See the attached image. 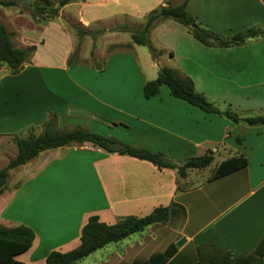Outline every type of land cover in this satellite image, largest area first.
<instances>
[{
  "label": "crops",
  "instance_id": "crops-1",
  "mask_svg": "<svg viewBox=\"0 0 264 264\" xmlns=\"http://www.w3.org/2000/svg\"><path fill=\"white\" fill-rule=\"evenodd\" d=\"M167 2L179 4L182 0H71L62 6L55 0L53 6L59 14L53 19H36L28 8L14 11L12 6L0 7V19L13 33V45L36 46L22 68L0 67V119L4 123L0 145L8 139L15 155L13 135L40 133L42 124L53 114L56 128L63 125L64 130L80 127L96 131L103 127L102 135L160 152L177 164L211 151L214 170L221 161L240 155L247 165L217 179H210L213 172L204 173L206 168L189 170L181 178L176 168H158L147 160L110 153L88 141L44 150L10 170L9 176L15 173L16 178L0 189V216L15 207L14 213L3 216L7 226L23 224L35 233L29 246L14 257L23 264H46L50 252L76 248L90 215L112 224L174 202L185 210L178 235L192 242L195 251L208 243L240 255L252 251L260 241L264 232V124L248 125L206 113L172 97L166 85L160 87L158 95L145 98L142 87L157 76L158 66L170 67L189 77L195 90L221 110L230 108L239 117L264 115V0L187 2L185 10L195 22L221 36L261 29L259 35L231 46L205 45L178 21L159 20L149 38L156 33L163 37L160 44L150 39L160 54L152 58L141 51L145 60L142 73L147 75L138 87L131 88L123 79L98 82L105 74L88 82L85 77H71V72H80L82 63L93 65L92 48L101 70H105L102 65L115 51L143 46L135 44L123 28L142 27L148 13ZM54 21L61 24L57 27ZM75 27L86 33L71 70L67 61L79 40ZM46 31L64 42L52 69L55 75L63 73L66 78H51L54 89L41 74L45 61L38 56ZM86 43L89 54L82 56ZM26 112L32 115L26 123L20 122ZM190 208L206 216L194 223L193 229ZM158 225L164 224L149 225L108 243L77 264L150 261V255L145 254L158 238L151 235Z\"/></svg>",
  "mask_w": 264,
  "mask_h": 264
},
{
  "label": "trees",
  "instance_id": "trees-1",
  "mask_svg": "<svg viewBox=\"0 0 264 264\" xmlns=\"http://www.w3.org/2000/svg\"><path fill=\"white\" fill-rule=\"evenodd\" d=\"M28 1L30 6H32L33 0ZM69 1L71 0H59L58 5L62 6ZM188 1L189 0H182L179 4L167 2L166 5L151 10L142 27H125L123 29L130 33L131 39L135 44L147 46L153 58L157 57L160 51L151 44L149 33L155 24L164 18L174 19L186 26L192 36L205 45L231 46L241 44L247 39L261 33L260 28H247L231 36H221L213 31L202 28L195 22L194 18L186 12L185 7ZM16 4L17 2L15 0H0V7H10ZM33 10V12L40 11L50 16V14H48V9L45 7H33ZM33 17L36 18L34 14ZM193 24H196V26H193ZM74 29L79 35V40L68 58L67 64L69 66H73L77 63L82 41L81 38L82 35L86 33L85 31L77 29V27ZM12 35L13 33L7 31L0 19V67L5 66L9 69H19L22 68L23 64L33 55L36 46L30 45L18 48L12 43ZM90 55L95 67L100 68L101 64L95 58L93 48L91 49ZM162 85L168 87L169 94L172 97L179 98L192 106L200 108L206 113H217L234 121L242 120L248 125L264 124V115L239 117L230 108L221 110L203 94L195 90L193 82L189 77L181 75L176 69L170 67L161 66L158 69L157 76L144 83L142 87L143 96L145 98H150L158 95ZM12 140L17 151L16 154L0 168V189L6 187L10 170L25 164L30 159L36 157L40 152L86 141L110 153L125 154L147 160L158 168H176L178 176L181 178H185L189 170L206 168L213 161L212 152L207 151L202 155L188 157L181 164H177L160 152L129 146L121 143L115 138L107 137L101 133L84 128L76 127L74 129L61 131L55 126V116L53 114H49L48 119L42 124L40 133L35 134L30 132L25 136L14 134ZM246 165L247 160L242 155L228 158L217 165L210 179H217L241 169ZM175 209L182 212L183 217L185 216L183 206L175 202L168 206L156 207L149 214L141 217L134 215L122 217L112 224L100 221L99 216L96 214L90 215L81 229L79 245L64 253L58 251L50 252L46 257V264H67L72 259H76L77 262L94 251L104 247L106 244L118 242L135 232L144 230L145 227L149 225L156 223L165 224L169 220L171 214L175 213ZM34 237V231L26 225H0V264H23L14 257L18 253L24 251L33 241ZM164 255L165 257L169 256V258L172 256V254L169 255L168 253ZM196 256V264H264V232L255 248L248 253L234 255L229 250L219 249L213 244L207 243L196 247ZM143 264H145V262H143Z\"/></svg>",
  "mask_w": 264,
  "mask_h": 264
},
{
  "label": "rangeland",
  "instance_id": "rangeland-1",
  "mask_svg": "<svg viewBox=\"0 0 264 264\" xmlns=\"http://www.w3.org/2000/svg\"><path fill=\"white\" fill-rule=\"evenodd\" d=\"M17 4L15 6H12L10 9L17 11L19 7L23 8H28L33 10V6H30L28 0H15ZM52 1L49 2V6L54 8V1L53 0H48ZM59 1V0H58ZM42 12L40 11H35L34 16H38V18H51L53 19L52 15H47L46 13L42 16ZM35 18V17H34ZM37 19V18H36ZM56 26L58 27V24L60 25V21H54ZM68 28H71V25L73 23L71 21L68 22ZM46 40L44 44L40 47L39 50V57L41 60L45 61V64L41 65V74L44 77L45 81L47 82L48 85H50L53 89L52 81L51 78L55 77H62L63 80L65 81L66 76L64 77V74L60 75H55L56 71L52 69L53 66L57 65L58 60H57V55H58V50H60L64 44V42H58L57 38L58 35L55 36H49L48 32L46 31ZM150 39L153 43H158L160 44L162 42L161 39L163 37H160L158 33L152 34L150 36ZM76 45V43H75ZM94 45V43L92 44ZM81 47V46H80ZM137 50H125V51H115L113 56L108 62H105V64L102 65V67H105L106 69L100 70V68L95 67V65L89 66V64H81L79 65L80 67V72L75 74L74 72H71V77L72 79H76L78 77H85L86 81H92L93 78L96 76L99 77L101 76L100 74H105L103 75L100 81L98 82H120L121 79L125 82V84L130 85L131 88H134V86H137L140 84L141 79L143 78V75H147L146 73H142V70L144 68V58L141 55L142 52H146L147 54H150L149 49L147 46H140L137 47ZM140 50V51H139ZM88 51H89V44H83L82 49H81V54L82 56H88ZM152 57V56H151ZM153 58V57H152ZM76 65V64H75ZM73 66H69V68L73 69ZM71 69V70H72ZM67 82V80H66ZM133 86V87H132ZM32 113L26 112L25 117L20 119V122H25L29 119V116H31ZM25 119V120H24ZM4 123L2 122V119H0V129L3 127ZM31 128V127H29ZM28 129V128H27ZM58 130L63 131L64 126L59 125ZM104 128L100 127L99 130L93 131V132H98L103 134L102 130ZM2 140V139H0ZM5 140V139H4ZM14 155L13 150L11 149V145L9 143V140L6 139V143L3 141L1 142L0 145V168H2L7 161L12 158ZM214 172V165L211 164L209 167H206L204 173H211ZM203 173V174H204ZM14 178H16L15 173L11 174L8 177L7 184H10L14 181ZM190 198V196L188 197ZM190 203V201H189ZM1 207V203H0ZM15 211V207L8 208L7 211L3 216H6L7 214H12ZM199 210H194L190 208V226L191 229H193V224H198V222H202L205 220L206 216H201L199 214ZM3 216H0V225L7 226V222L3 219ZM185 217V216H184ZM182 212H179L178 209H175V213L171 214L169 217V220L162 226L158 225L156 229H154L151 232V235L153 233V236L155 234L158 235V238L155 240V243L151 245V248L146 251V256L150 255L151 261H145V264H196L197 262V257H196V251L194 248V245L192 242H184L181 246H177L176 243L182 239L185 238V236H180L178 233H180L181 229L183 228V225L181 226L179 224V221L182 220L183 218ZM184 223V222H183ZM133 236H137L138 234H135ZM180 236V237H179ZM168 253L169 255L172 254V256L169 258V256H166L164 254ZM164 256V257H160ZM83 259V258H82ZM141 261H137V264H139ZM77 264V262L75 263ZM143 264V262H142Z\"/></svg>",
  "mask_w": 264,
  "mask_h": 264
},
{
  "label": "water",
  "instance_id": "water-1",
  "mask_svg": "<svg viewBox=\"0 0 264 264\" xmlns=\"http://www.w3.org/2000/svg\"><path fill=\"white\" fill-rule=\"evenodd\" d=\"M32 6L34 8L36 7H45V8H48L49 7V2L47 0H33L32 1ZM48 14L52 15V16H57L59 13L58 11L53 8V7H49L48 8ZM193 26H196V24H193ZM161 66H158V69L160 68ZM185 242V238H182L180 239L176 245L179 247L181 246L183 243ZM76 262V259H72L70 260L67 264H74Z\"/></svg>",
  "mask_w": 264,
  "mask_h": 264
},
{
  "label": "flooded vegetation",
  "instance_id": "flooded-vegetation-1",
  "mask_svg": "<svg viewBox=\"0 0 264 264\" xmlns=\"http://www.w3.org/2000/svg\"><path fill=\"white\" fill-rule=\"evenodd\" d=\"M49 7H50V6H49ZM49 7H48V8H49ZM48 8H47V9H48Z\"/></svg>",
  "mask_w": 264,
  "mask_h": 264
}]
</instances>
